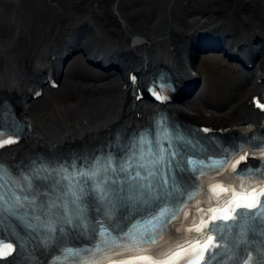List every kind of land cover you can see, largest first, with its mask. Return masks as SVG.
<instances>
[{"label":"bare ground","instance_id":"bare-ground-1","mask_svg":"<svg viewBox=\"0 0 264 264\" xmlns=\"http://www.w3.org/2000/svg\"><path fill=\"white\" fill-rule=\"evenodd\" d=\"M83 23L94 30L83 33ZM255 33L264 36V0H0V88L31 124V146L104 131L123 116L130 72L158 65L181 90L196 89L174 115L231 125L255 117L249 102L264 92V38ZM135 34L145 46L116 56ZM202 42L221 50L200 52ZM60 64L61 86L33 99L31 88ZM149 110L137 103L127 118Z\"/></svg>","mask_w":264,"mask_h":264},{"label":"snow or ice","instance_id":"snow-or-ice-1","mask_svg":"<svg viewBox=\"0 0 264 264\" xmlns=\"http://www.w3.org/2000/svg\"><path fill=\"white\" fill-rule=\"evenodd\" d=\"M131 80L135 85L134 93L137 88L147 90V84L136 83V76H132ZM157 99H159L158 96ZM157 131V126L154 125L127 133L121 130L122 145L116 146L104 157L107 166L103 170L90 168L89 172L80 174L83 177L82 186L77 185V190L68 192L66 203L52 212L49 221L46 222L47 235L53 242V253L68 240L80 242L82 238H85L87 241H92L101 229H105V231L110 229L116 233L118 238H121L122 234L126 238L129 227L135 221L154 224L161 218V214L167 213V206L174 207L184 195L188 194L189 189L196 186L193 178L196 167L191 157L185 156L183 148L180 145H173L171 141H169L167 149L161 148L155 139ZM203 131L208 132L209 130L203 129ZM146 137H152L149 143L153 144L155 151L148 157L142 154L137 156L135 154L137 148ZM109 147V145H104L100 151L107 152ZM222 154L225 159L221 166L227 163V149H223ZM90 157L95 158L92 153L88 155L77 153L68 157H53L50 163H63L68 167H73L76 161L87 164ZM247 158V155L241 156L236 164ZM69 161L72 162L69 163ZM200 163L203 164V160ZM190 165H192L191 170ZM21 167L25 171H29V167L24 165ZM56 170L66 171V169ZM245 171L250 172L251 169L247 167L241 169V173ZM52 190V187L37 184L35 190L29 194L43 198ZM60 191L64 192L65 189L60 188ZM25 199H27V195H25ZM262 199H264V187L259 190L253 188L250 194L245 195V202L237 201L235 208L228 205L216 210L210 209V212L215 211L218 215H211L207 222L210 225L209 232L216 231L217 221L228 223L239 217L241 213L237 209L246 210L249 213V220L259 219L256 217V212L260 208H264V203H261ZM5 211L10 210L5 209ZM90 213L93 214L90 223L85 228L80 220H87ZM74 218L77 221L75 225H73ZM65 225L69 226L67 231H65ZM241 235L242 238L238 241L237 247L247 242L246 238H243V233ZM141 238L154 240L147 229ZM220 238L223 239V236ZM216 240L215 235H209L203 244L199 240L196 241L192 246L195 258H189L187 264H211L215 256L214 249L219 248ZM204 253H207V260H205ZM2 255L3 253H0V256ZM233 255L238 256L240 264H252L250 256L244 258L240 257L238 253H233ZM174 256L179 257L180 253H174ZM141 259L146 260L148 264H157L149 257H141ZM259 264H264V261Z\"/></svg>","mask_w":264,"mask_h":264},{"label":"water","instance_id":"water-1","mask_svg":"<svg viewBox=\"0 0 264 264\" xmlns=\"http://www.w3.org/2000/svg\"><path fill=\"white\" fill-rule=\"evenodd\" d=\"M139 40H140L139 38H133V42H134V43H138ZM199 50H200V49H199Z\"/></svg>","mask_w":264,"mask_h":264}]
</instances>
